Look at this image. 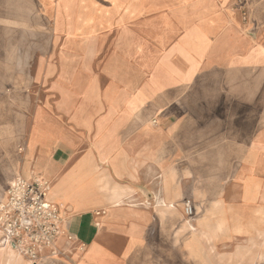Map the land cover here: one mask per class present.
Masks as SVG:
<instances>
[{"label": "crops", "instance_id": "crops-1", "mask_svg": "<svg viewBox=\"0 0 264 264\" xmlns=\"http://www.w3.org/2000/svg\"><path fill=\"white\" fill-rule=\"evenodd\" d=\"M21 1L43 31L0 200L47 181L61 233L0 264H264V0Z\"/></svg>", "mask_w": 264, "mask_h": 264}, {"label": "built area", "instance_id": "built-area-1", "mask_svg": "<svg viewBox=\"0 0 264 264\" xmlns=\"http://www.w3.org/2000/svg\"><path fill=\"white\" fill-rule=\"evenodd\" d=\"M47 193V181L15 176L6 188L5 198L0 200V245L9 244L32 263L40 259L42 249H49L51 255L59 254L54 243L61 233L62 218ZM183 212L188 217L194 213L189 199L183 203ZM66 237L72 239L71 235Z\"/></svg>", "mask_w": 264, "mask_h": 264}, {"label": "rangeland", "instance_id": "rangeland-1", "mask_svg": "<svg viewBox=\"0 0 264 264\" xmlns=\"http://www.w3.org/2000/svg\"><path fill=\"white\" fill-rule=\"evenodd\" d=\"M24 7L25 2L21 1V8L11 10L7 3L4 10L0 0V114L5 113V119L0 118V172L2 174L11 170L14 159L17 158L21 149L19 144L21 131L18 121L19 111L24 101L20 97L23 90L20 89L19 83L24 81L25 75L16 71L18 67L26 66L30 62L26 51L32 42L25 41V38L43 31L42 27H28L16 23L18 14H21L22 22L33 20L32 11ZM12 12L14 19L10 18Z\"/></svg>", "mask_w": 264, "mask_h": 264}]
</instances>
